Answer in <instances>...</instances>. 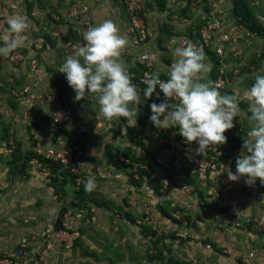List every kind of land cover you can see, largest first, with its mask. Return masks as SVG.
Masks as SVG:
<instances>
[{"label": "rangeland", "instance_id": "1", "mask_svg": "<svg viewBox=\"0 0 264 264\" xmlns=\"http://www.w3.org/2000/svg\"><path fill=\"white\" fill-rule=\"evenodd\" d=\"M183 1L185 5L182 9L185 11L182 18L193 19V27L197 25L200 17L210 13L214 8L224 10L226 18L232 22L236 19L233 12L234 5L239 1L250 11L257 24L264 28V0H213L214 8L198 3V0ZM191 8L192 12L190 11L191 16H189L188 10ZM41 26H46V22L41 23ZM243 28L245 29L242 34L243 39L238 46H233L236 50L228 55L224 67L221 68L213 56L209 71L202 76V80L212 81L221 94L223 92L226 94V84L233 77L237 78L240 92L243 94L245 87L252 83L254 74L264 69V38L250 32L244 26ZM247 34L250 36H246ZM66 35L64 34V38L61 39L62 46L56 51L57 56H54L53 52L49 56L47 70H51L56 79L63 84L69 106L72 111L74 110L77 119L85 122L88 132H78L77 129L72 128L67 131L60 130L61 133L57 134L53 132L47 118L44 117L43 120L35 118L38 111L42 110L23 106L19 101V91L24 83L21 79L24 76L19 78L17 69L8 63L10 55L0 57V122L9 125V128L5 127L4 130L11 134L12 122L17 124L15 118H20L18 124L24 125L23 134L29 139L31 146V150L26 151L27 153L22 156V143L15 141L17 150L12 154L13 157H9L12 160L7 161L6 158L3 162L15 167L20 165V172L29 168L27 171L30 174L27 179L33 174L39 175L44 186L52 193L54 206L46 210L40 199L35 202L36 212L39 214L37 219L30 221L27 217L26 220L22 217L18 221V227L14 229L15 233L17 229L28 226H31V229L25 230L22 234L16 233L18 239L20 238L19 243H13L15 244L13 249L10 248L9 251L0 254V264H12V262L13 264H169L172 260L181 264L189 263L191 258L195 259L189 253L192 240L196 236L195 229L206 231L207 226L204 225L206 219L202 218L203 223L196 222L184 209L186 208L184 205L187 204L184 199L190 195V192L193 194L195 191L187 192L171 181L165 185L162 178L171 170L173 174L180 170L188 174V168L183 164L179 152L189 143H183L178 126L159 130L153 127L148 119L151 114L148 105L151 102L143 95L136 104L129 105L134 113L128 118L129 123L126 122V118L121 117L122 126L118 130L110 132L97 130L96 121L101 115L96 94L86 93L81 100L74 101L73 90L68 86L64 74L58 72L64 58L73 53L66 45L69 41ZM45 37L43 43L51 40ZM220 77L225 81L224 87L217 85ZM135 119L134 125L132 121ZM41 121L46 125L49 123L53 138L62 146L75 144L82 148L84 155L80 170L85 180L90 176L94 178L93 190L85 191L83 183L78 187L75 183L77 175L64 172L62 168L57 169V166L49 163L44 157L39 162L44 165L46 163L43 161L47 160L49 164L45 167H39L32 161L35 158L32 156L37 154L36 149L39 144L35 130ZM4 130L2 137L6 135ZM15 132L11 134L13 137ZM19 136L20 134L17 135L18 140ZM106 145H111L115 152L122 153L126 158L132 161L139 160L135 162L147 166L148 173L145 174L144 179L136 181L127 168H116L110 164L105 154ZM5 154L11 155L4 152L3 155ZM156 156L162 157L164 166L155 162ZM18 157L21 158V164ZM28 157L32 159L29 161ZM147 174H151L150 176L154 178L150 179ZM168 178L169 175L166 181ZM194 181H197L195 177L191 182ZM166 193L169 195L168 199L165 198ZM199 199L200 205L206 204L204 198L199 197ZM178 202L181 207L178 206ZM212 224H216L220 230L224 229V226L217 222ZM8 235H10L9 228L0 223V236ZM210 248L209 250H212ZM22 249L26 251V256L19 255L18 258L16 254ZM222 250L219 252L223 253ZM13 255L15 257H11ZM201 259L205 260V258Z\"/></svg>", "mask_w": 264, "mask_h": 264}, {"label": "crops", "instance_id": "2", "mask_svg": "<svg viewBox=\"0 0 264 264\" xmlns=\"http://www.w3.org/2000/svg\"><path fill=\"white\" fill-rule=\"evenodd\" d=\"M146 1L148 7V25L152 29H155L154 34L159 56L157 70L166 79L168 66L173 61L172 57L168 55V50L166 52V49L170 46H173V48L179 47L178 41L182 38L192 39L195 37L197 25L193 27V19L191 20L188 17H183V20L182 16L185 11L182 9L185 5L183 0ZM25 2L26 4H24ZM72 4L87 5L89 7V17L97 24L103 22L105 19L112 20L119 33L125 37L124 25L126 15L120 0H99L98 2H95V0H0V32L7 27L5 21L10 15L18 14L24 16L34 13L39 19H34L33 28L27 33L28 37L23 41L18 51L24 52L28 58H32L36 55L35 45L37 43L42 44V48L38 51L37 57L40 62L47 65L52 52L54 56H57L56 51L62 46L61 39L64 38V34L66 35L67 33L66 39L69 41L76 37V31L79 28L76 24L68 23L67 19L68 8ZM188 11V15L191 16L190 11L192 12V8ZM52 15L58 16L60 18L59 21L52 20ZM44 22H46V26H41V23ZM41 35L51 40L43 43L45 41ZM54 39L57 40L55 41ZM171 41H174L175 44L169 45ZM126 51H130L135 55L134 52L136 50L132 48L128 40L126 46L120 53L119 60L126 67L133 69V55L124 56ZM161 51L165 52L163 53ZM203 55L205 62L208 65L211 64L212 60L209 54L203 53ZM8 63L11 65L9 61ZM21 72L24 74L25 71L21 70ZM26 76L27 73H25L24 77L26 78ZM226 88V94H230L231 92L242 97L237 78H231V81L227 82ZM223 94L225 93L223 92ZM60 107V103H58L56 105L46 106L43 109H38L42 111H38L35 118H42L43 120L45 117L49 120L48 113ZM240 108L241 111L238 117L233 118V128L226 130L224 133L227 137L226 142L222 145H213V147L223 152L224 156L220 159L218 170L210 174L207 185L199 184L198 180L191 182V180H194V176L188 177L190 188L195 192L193 194L190 192V195L184 199L187 203L184 205L186 207L184 209H186L187 214L196 222L203 223L202 218L204 217L206 219L204 225L207 226V230H204V232L199 231L195 227L196 236L192 240V247L189 249V253L192 257H195L196 264H247L250 253L254 254L253 262L255 264H264V234H261L259 228L253 223L244 227L238 226V224L242 225L245 217H258L260 215L264 209V188L259 179L253 185L245 184L243 178L238 181H230L227 178L226 171H224V169H229L235 172V160L242 150L243 138L246 137V133L250 128V122L247 119L250 113L247 103L243 99L240 101ZM16 120L20 122V118H15ZM18 122L17 124L14 121L12 122L13 126H11L12 128L10 127V130H12L10 132L13 134L16 131L15 139L20 134L19 140L17 139L16 141H20V144L22 143L21 151L22 156H24L27 153L26 151L31 150V146L29 139L23 134L24 125L18 124ZM43 122L41 121L36 128L35 135L37 133L36 137L39 139L38 142L47 148L53 144L54 136L52 130L49 128L50 120L47 125ZM5 127L9 128V125L5 123L3 125L0 122V138L2 137L1 134L4 133L2 131ZM5 132L6 135L10 134L8 131ZM178 143L180 144V142ZM2 152L1 150L0 223L4 226L7 225L10 235L6 237L0 236V254L9 251L10 248L13 249L15 245L13 243H19L20 238L18 239L17 232H19L18 234H22L25 230L31 229V226H28L24 229H17L16 233L14 232L15 227H18V221L22 217L25 220L27 217L30 221L37 219L39 214L36 212L35 202L38 199L45 205L44 209L49 210L50 207L54 208L52 204V193L44 186L40 176L31 172L33 175L31 174L32 176L27 179V176L30 174L27 171L29 168H25L26 171L20 172V165L15 167V165H10L8 162L4 163V159L7 158L6 160L8 161L9 157H13V155H3L4 152ZM18 158L21 161V158ZM11 160L9 159V161ZM19 163L21 164L22 161ZM172 171H169L168 174L166 173L164 175L165 177L162 176L163 181H166L167 175L173 174ZM196 189H199L203 193L205 202L209 206L204 204L200 205V199ZM211 189H214L221 195L227 204L226 208H221L217 204L216 198L210 195ZM176 192H178V189H176ZM167 193L165 196L166 199L169 198ZM178 206L181 207L180 202H178ZM215 222L224 226V229L220 230L216 224H212ZM14 234L15 236H13ZM208 245L211 246L213 251L206 248ZM221 249H223V253L219 252ZM197 258L200 259L198 260ZM201 258H205V260L203 259V261Z\"/></svg>", "mask_w": 264, "mask_h": 264}, {"label": "clouds", "instance_id": "3", "mask_svg": "<svg viewBox=\"0 0 264 264\" xmlns=\"http://www.w3.org/2000/svg\"><path fill=\"white\" fill-rule=\"evenodd\" d=\"M7 27L0 32V57H8L22 46L29 21L23 15H10ZM82 44L67 55L59 67L68 86L74 92V101L87 94H96L99 114L106 121L133 116L130 104L141 98L137 86L131 81L126 66L119 60L127 40L110 19L95 24L82 33ZM174 57L168 66L167 78L160 72L145 73L143 90L145 99L156 92L164 100L152 102L149 121L156 129L176 128L183 142H195V152L203 155L213 145H222L226 130L233 128V118L241 111L240 101L248 106L250 128L243 138L242 150L235 160V172L224 169L230 181L243 178L253 185L257 179L264 184V69L253 76L242 97L237 94H221L210 80H202L209 71L205 57L191 42L172 49ZM172 100L174 103H170ZM135 125L136 119L132 121ZM95 180L84 182L85 191L93 190Z\"/></svg>", "mask_w": 264, "mask_h": 264}, {"label": "built area", "instance_id": "4", "mask_svg": "<svg viewBox=\"0 0 264 264\" xmlns=\"http://www.w3.org/2000/svg\"><path fill=\"white\" fill-rule=\"evenodd\" d=\"M99 0H95L98 2ZM126 15V21L124 25V34L126 39L130 42L135 55L130 51H126L124 56L133 55L134 59V68L135 71L131 68H127V71L130 74L131 81L137 86L138 91L143 95V90L146 85L143 83L145 79V73H151L157 71V65L159 62L158 48L155 40V29H152L148 25V7L146 0H120ZM198 3H203L208 5V7L214 8L215 4L213 0H198ZM31 13V12H30ZM29 21V27L24 34V40L27 39V33L30 32L33 28L34 19H39L35 16L34 13L24 15ZM52 20L59 21L58 16H51ZM68 23L77 25L78 30L76 31V37L72 38L66 43L67 47L71 51H75L77 44H82V33L85 29L97 24L91 20L89 17V7L87 5L81 4L76 5L72 4L68 8L67 13ZM197 30L195 37L192 39L182 38L178 41V46L183 47L186 43L191 42L196 46L202 53L210 52L213 53L219 63L221 68L225 65V60L230 53H234V47L238 46L241 40L243 39V32L245 29L242 25H238L236 20L232 22L226 18L224 15V10L215 8L210 11V13L205 16L200 17L197 23ZM246 36H250L247 34ZM175 44L174 41H171L169 45ZM36 55L32 58L24 52L14 50L10 54V63L17 69L19 76H24L27 73L26 78L24 77V83L21 85L19 91V101L23 106H27L33 109H43L46 106L56 105L60 103V108L53 110L48 113L50 125L54 133H61L60 130L67 131L68 129H77L78 132H88L85 122L78 120L74 116L71 107L68 104V97L63 96L60 93V88L54 84L51 74H49L47 67L44 63L40 62L38 56V51L41 50L42 44L37 43ZM173 46H170L166 49L168 50V55L172 57ZM236 50V49H235ZM160 52V51H159ZM165 52V51H161ZM24 70V74L21 72ZM221 74L223 70L221 69ZM160 78L164 79L160 74ZM217 85L224 87L225 81L220 77L217 81ZM159 90L157 89L156 92ZM156 92L149 97V101L157 102L164 100L163 94L161 93L157 97ZM170 103L174 101L170 100ZM122 119L119 118L113 119L112 121H106L99 116L96 121V129L102 130L103 132H110L113 130H118L121 125ZM140 137V136H139ZM15 138L9 134L8 137L0 138V151L2 150L5 153L13 154L17 149ZM58 142V143H57ZM197 145L195 142L187 144L185 148L181 151H184L183 154L179 155L182 159L183 164L188 168V174L184 171L174 173L169 175L165 185H168V181H171L172 184L177 185L181 189L186 190L187 192L193 191L189 185V176H194L199 184L207 185L209 176L211 173L218 170L220 159L224 156L223 152L218 150V148L210 146L203 155H198L195 152ZM36 153L39 156H43L48 161L59 162L62 165V170H69L74 175H77L75 178V183L79 187L81 184L86 181L85 177H82V172L80 170L82 164V156L84 152L80 146L72 144V146H62L57 140L50 147H43L40 143L37 146ZM119 160L125 165H129L130 173H133V177L138 180L140 174L138 170L140 168H145L142 164L129 161L122 153L115 152ZM32 161L37 166H46L47 164H41L38 158H33ZM155 162L158 165L164 166V160L162 157L156 156ZM264 188V184H262ZM210 195L216 198L218 205L221 208H226L227 204L222 199L221 195L211 189ZM251 223L255 224L261 234H264V209L258 217L247 216L243 220V227L250 225ZM238 226H241L238 224ZM210 248V246H207ZM25 250H20L16 256L20 257L26 256ZM253 253L249 254V261L247 264H255L253 262ZM11 257H15L14 255ZM12 259V258H11ZM12 262V261H11ZM191 264H196L194 258H191L189 261ZM13 264V262H12Z\"/></svg>", "mask_w": 264, "mask_h": 264}, {"label": "trees", "instance_id": "5", "mask_svg": "<svg viewBox=\"0 0 264 264\" xmlns=\"http://www.w3.org/2000/svg\"><path fill=\"white\" fill-rule=\"evenodd\" d=\"M233 12H234V16L236 17V20L237 21V24H240V25H243L245 28H247L250 32L254 33V34H257V36L259 37H263L264 38V28H262L261 26H259L257 24V22L255 21L254 17L251 15L250 11L244 6L242 5L239 1H237L234 5V8H233ZM207 54H209V56L211 55V60L213 61V56L215 57V55L213 53H210V52H207ZM216 58V57H215ZM216 63H218L217 59H216ZM46 67H48L46 65ZM49 70V69H48ZM135 71V69H133ZM51 76H52V79L54 81V84L57 85L61 90H60V93L63 94V96H67L65 94V90H64V87H63V84L60 83V81L58 79H56L54 73H51V70H49ZM18 77H22V76H19L18 74ZM21 81L23 82V79H21ZM73 114H74V110L72 111ZM75 116V115H74ZM77 117V116H76ZM9 135H6V137H8ZM53 141H57V139L54 138ZM17 150V149H16ZM15 150V151H16ZM182 150V149H181ZM180 150V154H183L184 151H181ZM105 154H106V157H107V161L112 164L113 166H115L116 168H127L128 170L131 169V167L129 165H125L124 163H122L118 156L115 154V151L113 150L112 146L111 145H106V148H105ZM32 157H36L38 158L39 160H42L43 156H39L37 154H34ZM32 157H28L27 159H29V161L32 159ZM129 161L131 162H135V161H139V160H130L129 158H127ZM138 159V158H137ZM136 162V163H137ZM43 163H46V164H49V163H53V165L57 166L58 168L57 169H61L62 168V165L59 163V162H53V161H48L46 160V162L43 161ZM140 164V163H138ZM143 166H145L144 164H142ZM54 170V168H53ZM64 172H70L69 170H65ZM139 174H140V178L138 180H136L134 177H133V173L131 172V175L132 177L136 180V181H142L145 177V174L148 173L147 172V166H145V168H140L138 170ZM152 174V173H151ZM151 174H147L148 176H150ZM74 175V174H73ZM151 177V178H150ZM149 178L152 179V176H150ZM262 185V184H261ZM198 188V187H197ZM199 197L201 198H205L203 193L199 190V189H196ZM206 203V202H205ZM218 204V203H217ZM206 206H209L208 203L205 204ZM174 261V262H173ZM169 264H181L175 260H172ZM187 264H191L190 262L187 263Z\"/></svg>", "mask_w": 264, "mask_h": 264}]
</instances>
